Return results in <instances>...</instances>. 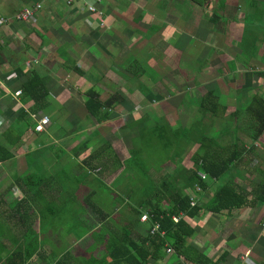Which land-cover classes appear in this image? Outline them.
Wrapping results in <instances>:
<instances>
[{
	"label": "crops",
	"instance_id": "0c3cea01",
	"mask_svg": "<svg viewBox=\"0 0 264 264\" xmlns=\"http://www.w3.org/2000/svg\"><path fill=\"white\" fill-rule=\"evenodd\" d=\"M67 1L0 0V17L12 19L42 5L33 21L0 28V142L14 154L12 160L0 162L4 211L10 212L16 201L28 198V207H35L36 200L38 208L50 211L53 203L63 200L60 208L76 213V207L85 205L73 203L75 198L82 200L99 188L93 180L100 176L95 174L98 170L93 173L84 161L103 146L99 142L111 143L117 158L124 161L119 146L128 136L132 144L128 151L133 149L139 132L132 125L137 120L146 121L150 129L163 123L189 129L195 118H202L198 101L210 91L228 111L209 116L214 120L213 126L204 123L209 132L233 135V143L241 141L247 150L233 167L234 180L248 192L264 180V135L253 140L254 124L246 114L254 97L264 99V0H88L95 2L96 14L89 12L85 0L72 5ZM34 71L49 91V106L38 114L31 113L33 101L21 91ZM21 73L26 76L20 77ZM134 81L138 83H129ZM90 89L99 91L103 100L119 92L125 102L99 124L85 106ZM43 116L50 123L37 132ZM221 119L229 121L220 124ZM108 154L107 166L113 171L101 176L116 188L111 197L118 201H124L121 195L133 198L135 189L125 185L121 170H115L114 153ZM27 175L48 184L36 198L21 186L13 188L16 178ZM61 175L73 180V194L68 197L73 202L61 199ZM217 185L212 182L200 195L202 204L211 200ZM125 213L126 209L115 217L121 225L118 228L126 224ZM197 221L188 243L212 260L225 253L228 256L222 264L264 262V205L221 215L203 212ZM23 226L12 219L6 222V244L18 240L14 234H22ZM81 236L60 243L48 239L47 245L60 248L59 258L65 252H71L74 259L102 253L94 252L92 239ZM174 257L169 251L148 264H179L181 260L175 257L173 262ZM40 263L34 259L32 264Z\"/></svg>",
	"mask_w": 264,
	"mask_h": 264
},
{
	"label": "trees",
	"instance_id": "16d2710c",
	"mask_svg": "<svg viewBox=\"0 0 264 264\" xmlns=\"http://www.w3.org/2000/svg\"><path fill=\"white\" fill-rule=\"evenodd\" d=\"M193 1L198 3V0ZM23 75L26 76L25 73L19 76ZM21 91L33 101L32 114L41 113L49 106V91L38 72H30V77L21 86ZM124 102L125 98L119 92L111 94L105 100L95 89L85 93L86 109L99 124L108 121L112 112ZM198 106L202 118L194 120L189 129L182 130L166 123L150 129L145 126L146 121L137 120L132 127H136L139 133L133 141L134 147L129 158L124 161L117 158L111 143L108 142L84 160L90 169L94 168L91 163L97 162L101 167L97 172H100L107 168L111 158L108 153L113 152L112 158L118 162L115 170H121L120 175L131 177L130 188L135 189L131 199L139 205L137 208H131L126 224L118 228L121 225H118L112 215L92 201L95 193H90L84 198L85 209L92 213L96 226H90V230L83 233V237L88 236L93 240L94 252L102 251L99 256L74 259L71 252H65L59 258L58 250L46 246L34 230L38 216L42 224L48 219V213L42 207H37L40 202L36 200L37 210L32 206L28 207L27 198L16 202L10 212L4 211L0 202V264H32L34 259L41 260L40 264H148L151 260L164 258L169 251L181 260L179 264H222L228 254L224 253L217 260H212L197 246L188 243L196 233L194 221L203 212L221 215L233 210L264 205V180L254 185L251 192L236 183L233 167L246 156L245 146L238 140L233 143V135L224 133L219 140L203 133L208 129L203 117L219 116L226 113L228 107L222 105L219 97L212 91L205 93L198 101ZM246 112L254 124L252 138L257 141L264 135V99L254 97ZM238 117L235 113L234 119L237 120ZM213 123L212 119L211 123L206 124L211 126ZM202 126L203 130L200 128ZM17 139L22 140L21 137ZM196 145H199V148L191 157L193 163L190 167H185L180 162L181 157L187 153L190 146ZM26 157L29 162L30 158L28 155ZM141 157L147 158L149 165L141 164ZM13 158L12 150L0 142V162L5 163ZM168 162L169 166H166ZM151 171H155V174L162 173L159 182L154 179V174L151 177ZM200 172L206 174V180L200 178ZM34 179L31 175L20 176L12 184L13 188L21 186L36 198L38 191L48 184L44 179H41V182ZM222 179L224 182L217 185L211 200L202 204L200 195L206 193L212 182ZM24 205L27 207H23ZM143 210L147 216L145 223L141 222ZM64 212H58L54 217L59 218ZM11 219L25 226L22 234L15 232L14 238L18 240L12 251L4 256L9 250L6 244L9 230H6L5 226Z\"/></svg>",
	"mask_w": 264,
	"mask_h": 264
},
{
	"label": "rangeland",
	"instance_id": "374dc122",
	"mask_svg": "<svg viewBox=\"0 0 264 264\" xmlns=\"http://www.w3.org/2000/svg\"><path fill=\"white\" fill-rule=\"evenodd\" d=\"M134 75H135V73H134ZM129 83H138V82L134 81V82H129ZM227 95H229V94L227 93ZM222 100H224V98ZM197 119H199V118H197ZM186 121L187 120L184 119L183 123H186ZM211 121H212V119L209 117V115L204 118V122L207 123V124L211 123ZM223 121L228 123L229 120L228 119L227 120L221 119L218 122L220 124H222ZM212 126H213V124H212ZM203 127L204 126H202L200 128L203 130ZM175 128H176V126H175ZM203 133L207 134L209 137H213V138L219 139V140L221 139V135H222L219 132L218 133H212V131L209 132L208 129H206V132L204 131ZM99 143L101 145H104V142H99ZM223 143H225V142H223ZM130 147H132V144L130 142V137L127 136L126 139H125V143H121L120 146H119V151L121 152L123 159L124 158L125 159L129 158L130 151H128V149ZM198 148H199V145L190 146V148H188V151L185 154L186 158L184 160V166L185 167H190L192 165L193 162H192L191 157L193 156V154L195 153V151ZM141 161H142L141 164H145L146 163L147 165H149V162L147 161V158L143 157L141 159ZM93 166H94V168L91 170L93 173H95L96 169L97 170L101 169V167L99 166V164L97 162H94ZM104 170H105V172H104ZM112 171L113 170H111L107 166L106 169H103L100 172L96 171L97 173H95V174H99L100 175L101 173H103L104 176L108 177L109 175H111ZM161 175H162V173L159 172V173L154 174L153 177H154V179L157 180V182H159L161 180L160 179ZM231 175H232V173H231ZM93 177H94L93 180L98 183L99 188L97 190V193H95V195L93 196L92 201L94 203L98 204L99 206H101L102 209L106 213L112 215V218L115 219V217H116V220H117V218H119V215H121L122 212H124L125 209H126L125 216L127 218V216H130V214L129 215L127 214V212L130 210V208L139 207V205L136 204V202L134 200L127 199V198H125L124 195H121V196H122V198L124 197V201L125 202L123 201V199L119 200V201L116 200V199L114 200L111 196H112L113 192H114V194H116L115 186H113L112 183H108L107 181H105L104 178L101 175L100 176L96 175V176H93ZM229 177H230V175H229ZM58 181H59V185H60V196H61V199H64L66 203L67 202H73L72 199L68 198L69 196H71L73 194V190H72V188H73L72 181L73 180H70L66 176H62L61 175V176H59ZM123 181H124L125 185L126 184H130V187H131V177L129 178V177L124 176ZM223 182H224V179L220 180L218 182V185L222 184ZM63 197H65V198H63ZM83 200H84L83 197H82V200L81 199L77 200L75 198L73 203H77V205H78V203H80L82 205ZM62 202H64V201L63 200H58V205H57V203H53L51 205L52 209L50 211H46L48 213V219L45 220L42 224H40V220H39L40 217L39 216H38L37 221L34 224L35 232L39 235V237L41 238L42 242L46 246H48L47 245L48 244V242H47L48 239H52L54 242H59L60 243V242H63L64 240H66V239L67 240L68 239L71 240L73 238V236L83 235V233H85L88 230H90V226H96V222H94V218H93L92 213L90 211H87L85 209V206H84V208L76 207V211H77L76 213H72L71 214V213L64 212L65 214H63L59 218H55L54 214L56 216V214L58 212H62L63 211L60 208V203H62ZM31 206L35 210H37L33 205H31ZM71 210L75 211L74 208H72ZM144 212H146V211H144ZM37 213L39 214L38 211H37ZM34 217H36V215ZM121 217L123 218L124 215L120 216V219H121ZM197 222H198L197 220L194 221V225L195 226H197V224H198ZM145 226H149V225H145ZM15 244L16 243H12V242L7 244L9 250H8V252L5 253L4 256H6L10 251H12L13 247L15 246ZM57 250H58L57 255H60L61 254L60 248H57ZM175 257L172 258L173 262L176 261Z\"/></svg>",
	"mask_w": 264,
	"mask_h": 264
},
{
	"label": "built area",
	"instance_id": "2783aa9c",
	"mask_svg": "<svg viewBox=\"0 0 264 264\" xmlns=\"http://www.w3.org/2000/svg\"><path fill=\"white\" fill-rule=\"evenodd\" d=\"M77 1H80V0H68L67 4L68 5H72L73 3L77 2ZM85 1L87 2L89 12L91 14H96L98 9L95 6V2L94 3L93 2H89L88 0H85ZM41 8H42V5L41 4H37L32 9H26V10L21 11L14 19L2 16V17H0V28L8 26V25H11L14 22L16 23V22H30V21H33L35 19V17H36V14L38 13V11L41 10ZM20 94H21V92L17 93V95H20ZM49 123H50V118L48 116H43L42 118H40L38 120V124L36 125L35 130L37 132H43L45 130V126L49 125ZM199 176H200V178L202 180H206L207 179L206 174H204L202 172L199 173ZM198 190L201 191L200 188H198ZM193 205H195V203H193ZM142 220L146 221L147 220V216L146 215L143 216Z\"/></svg>",
	"mask_w": 264,
	"mask_h": 264
}]
</instances>
